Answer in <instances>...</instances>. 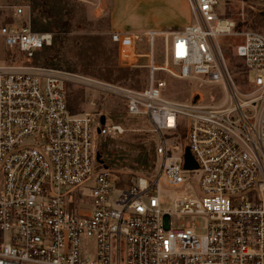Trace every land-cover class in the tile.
Masks as SVG:
<instances>
[{"label":"built area","instance_id":"1","mask_svg":"<svg viewBox=\"0 0 264 264\" xmlns=\"http://www.w3.org/2000/svg\"><path fill=\"white\" fill-rule=\"evenodd\" d=\"M187 1L192 21L181 28L110 33L120 65L145 69L141 88L36 62L52 34L0 13V264H264V33L237 29L217 0ZM233 37L234 69L224 43ZM160 73L219 85L222 96L171 100ZM70 83L149 121L152 171L124 182L97 162L95 135L121 128L72 111ZM186 147L196 168L184 167Z\"/></svg>","mask_w":264,"mask_h":264},{"label":"rangeland","instance_id":"2","mask_svg":"<svg viewBox=\"0 0 264 264\" xmlns=\"http://www.w3.org/2000/svg\"><path fill=\"white\" fill-rule=\"evenodd\" d=\"M106 0H0L2 21H16L29 25L37 31L52 34L53 43L36 59V62L54 68H60L75 74L114 85L141 88L145 84V69H126L120 65L114 54L115 45L110 41L111 30L104 10ZM108 1V0H107ZM216 11L223 17L231 18L237 29H251L264 33V0H217ZM110 10L123 7L119 1L109 0ZM20 6L22 13L14 16V7ZM236 38H227L226 56L231 57L232 46ZM146 50V46H145ZM164 39L158 36L154 43L155 60H164ZM235 68L236 61L230 58ZM0 39V62L6 61ZM140 63H146L141 59ZM167 86L165 95L171 100L187 102L193 92H200L205 101L220 99L222 89L219 85L178 80L160 73ZM107 77V78H106ZM68 101L74 111L91 110L104 115L108 124L118 125L121 132L116 135H95V152L101 155L104 165L110 168L121 181H131L137 176L152 171L155 163L157 136L149 121L141 115L127 113L124 101L112 94H102L92 88L69 84ZM94 102V105H90ZM172 193L161 198V207L171 208ZM172 223L179 217L171 216ZM203 223V219H195Z\"/></svg>","mask_w":264,"mask_h":264},{"label":"crops","instance_id":"3","mask_svg":"<svg viewBox=\"0 0 264 264\" xmlns=\"http://www.w3.org/2000/svg\"><path fill=\"white\" fill-rule=\"evenodd\" d=\"M123 10H110L104 1L108 27L112 31H166L178 29L192 21L187 0H115Z\"/></svg>","mask_w":264,"mask_h":264},{"label":"water","instance_id":"4","mask_svg":"<svg viewBox=\"0 0 264 264\" xmlns=\"http://www.w3.org/2000/svg\"><path fill=\"white\" fill-rule=\"evenodd\" d=\"M196 99V97H194V100ZM100 123L101 124H104L105 123V116L104 115H101L100 116ZM96 160L98 163L104 165V162L103 160L101 159V155L96 152V156H95ZM196 163L194 161V159L192 158L191 156V153L189 151V148L186 147L185 150H184V167L187 168V169H193V168H196Z\"/></svg>","mask_w":264,"mask_h":264},{"label":"trees","instance_id":"5","mask_svg":"<svg viewBox=\"0 0 264 264\" xmlns=\"http://www.w3.org/2000/svg\"><path fill=\"white\" fill-rule=\"evenodd\" d=\"M50 48H51V47H48L45 51H47V50L50 49ZM45 51H44V52H45ZM44 52H43V53H44ZM114 54H115V56H116V46H115V49H114ZM42 55H43V54H42ZM117 69H118V70H126L127 67H125V68H119V67H118ZM128 69H130V68H128ZM106 78H107V77H106ZM71 109H72V108H71ZM72 111H74V110L72 109Z\"/></svg>","mask_w":264,"mask_h":264}]
</instances>
